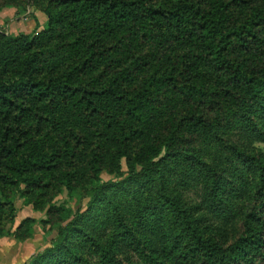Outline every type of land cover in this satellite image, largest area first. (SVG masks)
I'll return each instance as SVG.
<instances>
[{
  "label": "trees",
  "instance_id": "obj_1",
  "mask_svg": "<svg viewBox=\"0 0 264 264\" xmlns=\"http://www.w3.org/2000/svg\"><path fill=\"white\" fill-rule=\"evenodd\" d=\"M48 1L0 32V238L22 199L27 264H264V0Z\"/></svg>",
  "mask_w": 264,
  "mask_h": 264
},
{
  "label": "crops",
  "instance_id": "obj_2",
  "mask_svg": "<svg viewBox=\"0 0 264 264\" xmlns=\"http://www.w3.org/2000/svg\"><path fill=\"white\" fill-rule=\"evenodd\" d=\"M37 16V15H36ZM25 14H19L15 8L6 9L0 15V29L11 35L20 33L29 34L37 28V21L31 17L24 19ZM38 23L43 25L45 18L42 14L36 17ZM20 224L17 222L15 228ZM55 231L42 232L32 239L21 242L14 236L0 238V264H27L37 252L50 246L56 236Z\"/></svg>",
  "mask_w": 264,
  "mask_h": 264
},
{
  "label": "rangeland",
  "instance_id": "obj_3",
  "mask_svg": "<svg viewBox=\"0 0 264 264\" xmlns=\"http://www.w3.org/2000/svg\"><path fill=\"white\" fill-rule=\"evenodd\" d=\"M49 5V1L48 0H42L41 2L38 3H33L32 6L31 5H27L25 7L24 4H20V6L18 8H15L19 14H25L24 19H27L29 17L35 19L38 23L37 20V16H40V14H42L45 18V23L43 25L39 24V28L35 29L32 33L29 34H23L20 33L18 35H11L8 32H4V29H0V32H4L6 35H11V36H19V35H32L36 32H39L41 30H43V28L46 26L47 24V16L45 14V10ZM5 11V10H4ZM2 11L0 13V15H2V13L4 12ZM37 15V16H36ZM101 179L104 182L110 181V180H118V178L115 177V175H111L109 172L104 171L101 174ZM89 198L86 195L83 194H79L75 197H69V195L67 194V192L65 191L63 193V196L60 197V201L61 203L67 205L68 207H70L74 212H76L78 210L79 207H85L87 205ZM17 208H18V222H21L22 220L26 219V218H34L36 220V225H35V235L44 232L43 231V227L40 224L41 220H44L46 218V214L44 212H35L33 211L32 207H27L24 205V201L22 199H18L17 200ZM56 234V232L54 233V235Z\"/></svg>",
  "mask_w": 264,
  "mask_h": 264
}]
</instances>
